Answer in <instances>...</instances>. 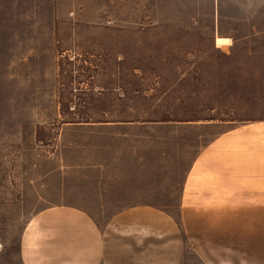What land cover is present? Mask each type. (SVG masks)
Returning <instances> with one entry per match:
<instances>
[{"label": "rangeland", "instance_id": "374dc122", "mask_svg": "<svg viewBox=\"0 0 264 264\" xmlns=\"http://www.w3.org/2000/svg\"><path fill=\"white\" fill-rule=\"evenodd\" d=\"M255 150L264 0H0V264L60 205L100 225L155 206L178 264H264L257 207H180L190 170L200 197Z\"/></svg>", "mask_w": 264, "mask_h": 264}, {"label": "crops", "instance_id": "0c3cea01", "mask_svg": "<svg viewBox=\"0 0 264 264\" xmlns=\"http://www.w3.org/2000/svg\"><path fill=\"white\" fill-rule=\"evenodd\" d=\"M217 144L215 139L201 151L191 170L203 164ZM244 157L248 160L240 177L220 178L215 188L203 190L200 197L186 196L190 170L182 188V212L187 213L186 206H242L249 216L250 207H257L260 220L264 214V167L255 159L264 157V150L248 151ZM172 233L165 210L151 205L125 208L102 225L79 208L53 206L39 212L25 228L20 258L22 264H178L182 252L180 245L169 240Z\"/></svg>", "mask_w": 264, "mask_h": 264}]
</instances>
